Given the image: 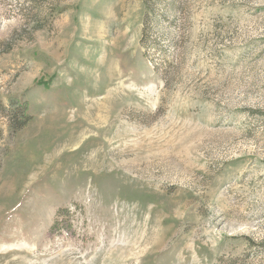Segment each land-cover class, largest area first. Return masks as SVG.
I'll return each mask as SVG.
<instances>
[{"label":"rangeland","instance_id":"obj_1","mask_svg":"<svg viewBox=\"0 0 264 264\" xmlns=\"http://www.w3.org/2000/svg\"><path fill=\"white\" fill-rule=\"evenodd\" d=\"M12 98L0 264H264V0H0Z\"/></svg>","mask_w":264,"mask_h":264},{"label":"trees","instance_id":"obj_2","mask_svg":"<svg viewBox=\"0 0 264 264\" xmlns=\"http://www.w3.org/2000/svg\"><path fill=\"white\" fill-rule=\"evenodd\" d=\"M0 116L5 118L8 132V143L3 142L2 133L0 132L1 167L3 160L9 154L12 140L16 137L19 132L23 130L24 126L32 120V114L27 111L26 101H18L16 98H12L9 100L7 105L0 104ZM67 211L68 210L60 209L57 211L56 215L60 216L62 213H67Z\"/></svg>","mask_w":264,"mask_h":264}]
</instances>
